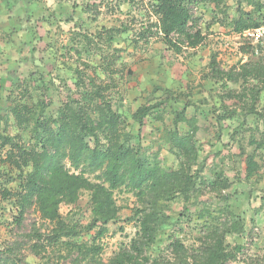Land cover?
<instances>
[{
	"label": "trees",
	"instance_id": "1",
	"mask_svg": "<svg viewBox=\"0 0 264 264\" xmlns=\"http://www.w3.org/2000/svg\"><path fill=\"white\" fill-rule=\"evenodd\" d=\"M118 1L131 7L141 19H155L148 27L142 24L133 35L130 39L133 48L158 37L176 53L183 46L194 50L205 39L193 9L212 6L209 25H214L218 23L215 11H221L224 3V0ZM144 3L148 8H144ZM236 3L237 16L228 23L234 34L264 26V0H236ZM243 4L250 10L245 11ZM90 12L84 10L82 14ZM224 12L221 11L225 15ZM127 33L126 26L102 29L95 34L75 31L73 46L67 52L75 51L78 62L72 69H66L69 75L60 72L57 78L46 79L41 72L31 71L23 79L10 80L6 106H0V199L15 208L13 225L16 228L21 227L24 215L33 208L51 228L47 234L33 230L24 240L2 244L0 264H51L46 255L50 250L66 252L65 258L75 253L85 264L95 261L101 252L99 246L78 244L71 239L83 229L96 231V240L108 232V225L120 218L115 192L135 199L132 215L125 221L133 222L136 232L107 264H263L256 256H245L243 246H230L226 242L230 236L244 235V222L227 206L232 196L225 194L231 185L225 171L218 164L208 166L206 157L199 158L195 140L198 119L195 115L187 118L189 104L174 114L169 129L163 124L161 114L162 106L171 101V94L166 90L165 100L140 105L130 115L131 122L138 126L137 134L127 130L123 99L120 95L114 96L125 77L124 71L116 66L119 57L107 54L115 38ZM254 58L224 72L216 63L215 55L210 56L211 80L240 84L242 88L239 93L230 90L227 93L228 99L240 109L226 110L224 116L217 118L218 123L240 117L242 127L245 119L252 116L261 120L264 128V112L257 109L260 94L264 92V55ZM126 74L131 76L128 70ZM250 83L252 87L247 86ZM245 89L250 91L249 102L245 101ZM52 92L57 107L51 114L47 110L54 104ZM261 110L264 111V101ZM146 119L161 124L159 140L177 160L175 169H165L157 153L148 154L142 149L138 136ZM181 125L186 128L183 134L179 131ZM230 138L235 140L234 136ZM247 147L254 149L245 153L239 142L238 156H244L243 179L249 183L264 168L256 161L258 151L264 149V131L260 141L250 137ZM83 192L88 194L90 211L85 227H81L79 219L60 214L63 205L76 208ZM207 193L215 203L202 200ZM175 202L182 204V210L179 218L171 222L168 212ZM184 221L189 235H194L191 243L186 240ZM169 225L176 227L177 235H168L163 253L151 257L149 250ZM23 252L38 263L29 262Z\"/></svg>",
	"mask_w": 264,
	"mask_h": 264
},
{
	"label": "rangeland",
	"instance_id": "2",
	"mask_svg": "<svg viewBox=\"0 0 264 264\" xmlns=\"http://www.w3.org/2000/svg\"><path fill=\"white\" fill-rule=\"evenodd\" d=\"M120 3L118 0H0V106H6L5 98L11 89L10 80L13 78L23 79L31 71L41 72L46 79L57 78L61 75L58 74L60 72L69 75L66 69H72L78 62L75 51L70 54L67 52V49L73 46V32L87 30L89 34H95L102 29L126 26L129 33L115 38L107 54L118 56L116 66L124 71L125 77L114 96L120 95L123 99L127 130L133 135L137 134L138 126L131 122L130 115L140 105L156 104L165 100L166 90L171 94V101L162 106L161 114L163 124L169 129L172 128L171 120L174 114L179 112L183 105L189 104L187 118L195 115L198 119L199 130L195 140L199 158L206 157L208 166L211 163L218 164L225 171L231 182L225 194L232 196L227 206L244 222V235L230 236L226 242L230 246H243L245 256H256L264 264V168L259 171L258 178L256 176L246 183L243 179L244 156H238L239 142H242L245 153H250L254 147H247L249 138L261 140L263 122L249 116L242 127L240 117L239 120L218 123L217 118L224 116L223 112L226 110L231 112L240 109L234 105L233 100L228 99L227 93L229 90L239 93L242 88L240 84L212 81L208 69L211 55H215L216 63L224 72L254 60L256 55H264V33L257 45L234 34L228 23L231 18L237 16V3L236 0H224L220 10L225 11V15L216 10L218 23L214 25H209L214 10L212 6H198L193 9L192 14L199 18V29L205 36L203 43L196 49H184L183 46L181 51L176 53L173 49H168L158 37H151L147 44H140L135 49L130 44V39L141 29L142 24L148 27V23L154 22L155 19L150 16L151 19H141L131 7ZM144 4V8H148L147 4ZM242 8L245 11L250 10L244 4ZM84 10L92 12L82 14ZM93 17L96 19L93 20ZM81 58L84 60L83 54ZM127 70L131 76L126 74ZM247 86L252 87V83ZM245 92V101L249 102L250 91L245 89ZM51 95L54 104L47 112L52 114L56 110L57 102L55 93L52 92ZM263 101L264 92L260 94V105L257 106L259 112H264L261 110ZM161 128L159 122L154 123L152 119H146L140 128L138 141L146 153H157L162 166L172 170L176 168L177 160L167 152L165 144L159 140ZM185 130L182 125L179 126L182 134ZM9 131L13 132L11 129ZM232 136L234 141L230 138ZM256 161L264 166V149L258 151ZM14 187L12 186V189ZM211 197V194L207 193L202 200L213 204L216 201H211ZM88 198V194L83 192L76 208L63 205L60 207V214L63 217L79 219L81 227L87 226L90 220ZM114 199L120 207V218L108 225V232L100 240H96V231L87 229L81 230L79 235L71 239V242L88 246L95 244L101 248L95 261H90L89 264H107L120 247L130 242L136 232L134 223L125 221L132 215L135 199L120 192L114 193ZM170 207L168 215L171 222H175L181 213L182 204L175 202ZM73 213L75 215L71 216ZM16 214L15 208L0 199V246L13 240H24V236L33 230H39L43 234L50 231L51 226L39 218L34 208L24 215L20 228L13 225V217ZM183 228L188 234L186 240L191 243L194 235H189L186 222L183 223ZM176 233V227L167 226L148 255L157 257L163 253L161 251L166 238ZM23 254L29 262L38 263V260L28 256L27 252ZM46 255L51 264H85L75 253L65 258L66 252L57 253L56 250H50ZM242 256L239 258L244 259Z\"/></svg>",
	"mask_w": 264,
	"mask_h": 264
},
{
	"label": "built area",
	"instance_id": "3",
	"mask_svg": "<svg viewBox=\"0 0 264 264\" xmlns=\"http://www.w3.org/2000/svg\"><path fill=\"white\" fill-rule=\"evenodd\" d=\"M264 33V27L258 28L256 30H247L244 31L240 36L245 39H249L254 42L255 44L259 42L260 37Z\"/></svg>",
	"mask_w": 264,
	"mask_h": 264
},
{
	"label": "clouds",
	"instance_id": "4",
	"mask_svg": "<svg viewBox=\"0 0 264 264\" xmlns=\"http://www.w3.org/2000/svg\"><path fill=\"white\" fill-rule=\"evenodd\" d=\"M261 27H264V26H263V25H261V26H260V27H258V28H261ZM258 28H255V29H253V30H256V29H258ZM246 31H247V30H246ZM243 32H244V31H243ZM243 32H242V33H243ZM242 33H241V34H242ZM237 36H238L239 38H242V37L240 36V34H239V35H237ZM243 39H244V38H243ZM248 40H249V39H248ZM257 44H258V43H256V45H257Z\"/></svg>",
	"mask_w": 264,
	"mask_h": 264
}]
</instances>
